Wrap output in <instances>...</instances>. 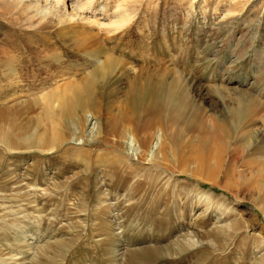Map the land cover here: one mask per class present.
<instances>
[{
	"label": "rangeland",
	"instance_id": "obj_1",
	"mask_svg": "<svg viewBox=\"0 0 264 264\" xmlns=\"http://www.w3.org/2000/svg\"><path fill=\"white\" fill-rule=\"evenodd\" d=\"M76 2L0 0V264H264V0Z\"/></svg>",
	"mask_w": 264,
	"mask_h": 264
},
{
	"label": "bare ground",
	"instance_id": "obj_2",
	"mask_svg": "<svg viewBox=\"0 0 264 264\" xmlns=\"http://www.w3.org/2000/svg\"><path fill=\"white\" fill-rule=\"evenodd\" d=\"M75 1H77L74 5L75 8L73 7V11L70 13V16L72 19L76 18L75 16L77 15V13L74 12V10L75 11L80 10V12H83V11L85 12V10H83L86 6V4L84 3V0H75ZM66 4H67V0H53V3H52L54 8L58 10L61 8L66 9ZM118 13L117 14L120 17V20H123L125 16L123 12V8H122V11L120 8ZM115 69L116 67L114 66V59L112 57L107 58V60L103 62L100 65V67L98 65L96 67V70L93 72V74L90 75L91 78L86 80L87 83L89 84L88 92L92 91V87L97 83V79L98 80L106 79L115 71ZM78 101H79L80 109H82L81 107H83L86 104V102L82 98H80ZM255 132L256 131H254V133ZM161 141H162V136L161 134L158 133L157 143L155 144V146L151 145L152 146L151 149H156L159 146H161L159 147L161 151V148L163 149V146H164ZM162 156H163L162 157L163 159H167V154H163ZM192 243H193V238L190 235H188L186 238L184 237L183 240L181 239L177 240L176 242H173L172 244H169L166 247H153V249H149V250L140 249L139 251L133 253L132 258L130 259V261H128L129 262L128 264H155L160 259H162L161 257H163L164 255L166 256L168 255L169 257H172V256H178V255L185 253V251H187L192 246Z\"/></svg>",
	"mask_w": 264,
	"mask_h": 264
}]
</instances>
